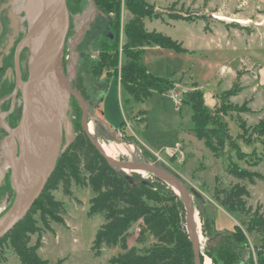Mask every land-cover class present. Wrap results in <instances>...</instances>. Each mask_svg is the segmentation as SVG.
<instances>
[{
    "label": "rangeland",
    "instance_id": "374dc122",
    "mask_svg": "<svg viewBox=\"0 0 264 264\" xmlns=\"http://www.w3.org/2000/svg\"><path fill=\"white\" fill-rule=\"evenodd\" d=\"M134 1L120 0V25L115 43L117 59L115 64H109L108 61H101L99 51L100 44L103 41L108 42L110 18L97 12L95 7L91 9L90 0H80L78 8L75 0H70L71 7L77 9L76 12L68 10L64 74L74 90L77 89L80 93L83 88L87 92V109L102 118L111 131V135H108L102 125L90 122V135L101 143L105 154L117 160L154 163L187 184L196 214L203 253L202 264L204 257L206 264H213L206 248L208 246L215 250L217 239L207 238L202 232L203 220H210L212 217L225 230L238 225L248 238L249 250L254 253L261 240L258 234L249 231V216L225 211L214 199V190L216 187L227 188L241 182L249 191L247 205L253 209L258 208L264 215V132L258 134L252 130L260 119H264V86L262 78L259 80L261 85L257 84L256 76L257 71H262L264 66V1L142 0L154 12L159 13L157 18H143L144 31H155L169 36L180 43L186 52H175L151 43L137 48L140 51L137 60L139 64L153 76L169 81V87L161 92L152 88L151 95L140 101L133 100L121 84V66L128 58L124 51L131 54L136 52L135 48L128 45L132 17L128 3ZM4 2L5 0H0V6L3 5L0 12L3 31L7 28L6 7L10 6L8 10L18 20L20 28L26 30L30 24L31 6H40V0H9V4H3ZM177 14L186 18H171V15ZM3 78V69L0 68V89ZM235 86L238 87L236 93L224 100L223 92L231 91ZM192 90L202 93L203 105L212 113L226 107L227 103L237 107L227 109L224 114L218 111L231 136L219 156H215L203 140L198 139L191 131V109L182 104L181 98ZM48 91L44 100L47 105L44 104L40 107H43L42 110H39L48 114L51 112L52 102L63 103L61 132L64 139L61 142V153L78 132L77 129L74 130L72 122L77 124V117L80 113L81 118V112L75 107L76 99L72 100L73 96L68 95L59 85H49ZM1 93L0 90V120L3 124L5 108L1 103ZM174 94L178 98L173 97ZM101 95L102 100L99 101ZM65 118L73 126L72 136H65L63 133ZM122 121L124 124L120 126ZM2 132L5 131L0 132V138L4 135ZM110 136L120 143L129 144V148L125 144L119 146L109 143L108 141H112ZM239 150L247 155H238ZM120 152L123 154H119ZM24 165L27 170L28 162ZM233 165L257 172L263 179L255 178L253 184L241 180L231 173ZM124 171L122 172L128 175H140L142 179L154 181L153 175L148 172ZM192 190L199 193L207 203L202 204L196 200ZM69 191L71 195H66L61 184L51 191L55 200L63 205V211L59 213L63 224L49 217L45 224L36 213L34 217L40 231L30 236L29 244H34L39 237L41 245L37 253L49 264H54L58 259H63L61 264H107V260L121 252V249L104 248L100 256L93 255L92 240L103 218L100 214H87L92 196L90 188L79 185L72 179ZM12 196L13 193L0 197V215ZM182 216L185 217L184 206ZM215 223L213 227L216 228ZM130 231L129 244L141 248L143 245L135 243L137 226L134 225ZM152 241L151 237H147L144 245H149ZM0 264H20L19 258L7 244L0 246Z\"/></svg>",
    "mask_w": 264,
    "mask_h": 264
},
{
    "label": "trees",
    "instance_id": "16d2710c",
    "mask_svg": "<svg viewBox=\"0 0 264 264\" xmlns=\"http://www.w3.org/2000/svg\"><path fill=\"white\" fill-rule=\"evenodd\" d=\"M92 2L97 12L110 18L108 42L103 41L100 44L99 57L102 62L108 61L109 64H115L117 59L115 43L118 40L120 25V0H92ZM75 3L78 8L80 0H75ZM66 4L70 12H76L77 8L71 7L70 0H66ZM128 10L132 15L128 45L135 48L136 52L131 54V52L124 51L128 58L121 66V84L133 100L140 101L151 95L152 88L161 92L169 87L167 86L169 81L153 76L139 64L137 60L140 51L137 48L151 43L162 48L173 49L179 53H185L186 49L169 36L155 31L148 33L144 31V17H159V13L154 12L150 5L142 0H135L134 3H128ZM171 18L184 19L186 17L177 14L171 15ZM83 90L81 88L80 93L87 100L89 95ZM237 90L238 87L235 86L233 90L223 92V96H225L223 99L226 100L228 96L234 95ZM72 100H75L74 97ZM98 100H102V95ZM181 101L191 109L192 133L198 139L203 140L215 156H219L224 149L225 142H229L231 136L226 122L222 115L218 114V111L224 114L227 109H237V107L226 102V107L212 113L204 107L203 95L198 90L183 94ZM75 107L81 112L78 103L75 104ZM77 118V124L72 122L74 126L72 127L78 132L71 138L66 149L59 153L44 189L26 216L0 238V246L7 244L19 258L20 264H49L37 253V249L41 245L39 237L34 244H29L30 236L40 231L34 215L38 213L45 224H47L48 217L62 223L59 213L63 211V205L55 200L51 191L61 184L64 193L71 195L69 187L73 179L75 183L86 185L91 190L88 216L100 214L103 218V222L96 229L92 240L91 250L94 256H100L104 248L118 247L121 252L111 256L107 260V264H193V254L182 216L183 205L180 196L154 176V181H149L142 179L140 175H128L110 166L82 131L79 122L80 113ZM123 122L120 126H123ZM263 125L264 119H260L252 130L261 134L264 132ZM127 145L126 148H129L130 145ZM239 152L238 155H247L240 150ZM231 173L252 184L255 178H262L257 172L234 165L231 167ZM3 195L0 192V197ZM248 196L249 191L241 182H236L227 188L216 187L214 190V199L225 211L249 216V231L259 235L260 246L254 253H251L248 238L245 237L238 225H233L230 230L218 231L213 227L214 217L210 220H203V234L207 238L217 239L215 250L208 246L206 248L213 264H264V215L259 212L258 208L253 209L247 205L246 197ZM13 197L2 214L10 206ZM196 200L202 204L207 203L205 199L201 200L198 197ZM199 216L201 217L200 212ZM134 225L138 230L135 243L143 245L141 248L129 244L130 230ZM147 237H151L153 241L149 245H144ZM219 238L220 241H218ZM200 258L202 261L201 255ZM62 261L63 259H58L54 264H61ZM204 264H206V258Z\"/></svg>",
    "mask_w": 264,
    "mask_h": 264
},
{
    "label": "water",
    "instance_id": "95a60500",
    "mask_svg": "<svg viewBox=\"0 0 264 264\" xmlns=\"http://www.w3.org/2000/svg\"><path fill=\"white\" fill-rule=\"evenodd\" d=\"M89 7L91 9L94 7L92 0H90ZM2 9L3 5L0 6V12ZM10 19V26L15 29L17 20L14 14L10 13ZM68 26L69 12L66 0H41L36 16L32 20V23L28 25L26 36L18 44L15 52V64L17 66L20 46H22L24 42H31V40L36 41L34 45L35 48L32 49L29 59L30 74L28 81L23 87L18 82V87L23 96V109L19 123L15 128L8 129L7 136L3 139L10 169L9 182L14 197L8 209L0 216V238L10 231L29 212L31 206L44 189L60 152L62 142L61 130H58L53 124L45 121V119L41 117V114L37 113L35 110L36 101L38 99L40 101V96L45 97L44 93L48 92V86L54 83L55 85H59L68 95H72L76 99L81 110L80 126L82 131L110 166L117 171L123 172H125L124 170L126 169L148 172L178 192V194H176L180 196L185 209V227L193 254V264H202L200 258L202 252L198 227L195 220V209L190 191L187 189V184L181 181L177 176L154 163L117 160L108 157L102 151L101 143L90 135L88 130L90 122H92V124L102 125L108 135H111V131L102 118L87 109L86 101L82 95L78 91L72 89L68 84L62 66V55ZM1 31L2 25L0 21V33ZM11 42L12 37L10 38L9 45L5 48L3 53L0 54V66L2 64L3 54L8 52ZM24 88H26L25 92ZM42 91L43 94H40ZM36 117H38V119ZM30 125L34 128L37 139L28 131ZM63 132L65 136H72V125L67 118L64 119ZM15 136L24 137V143L21 144L18 155L15 153ZM110 137L115 143H120V141L114 137ZM40 138H55L52 144L51 155H47L41 150L39 146ZM10 139H13L11 149L8 148V141ZM29 158H31L32 161H27ZM27 162L29 168L25 170L24 164ZM27 171L31 175L25 178ZM4 176V172L0 170V179L3 180V183ZM192 192L195 197L201 200L204 199L194 190H192Z\"/></svg>",
    "mask_w": 264,
    "mask_h": 264
},
{
    "label": "flooded vegetation",
    "instance_id": "af4514ba",
    "mask_svg": "<svg viewBox=\"0 0 264 264\" xmlns=\"http://www.w3.org/2000/svg\"><path fill=\"white\" fill-rule=\"evenodd\" d=\"M5 3L9 4V0H5V2L3 4H5ZM8 7H10V6H8ZM8 7H6V9H5L6 10V16H7V28H6V31L2 30L0 33V54L3 53L5 48L9 45L10 38L12 37V42L8 48V52L3 54L2 64L0 66V68L3 69V76H4L3 83H2L1 89H0L2 91V93H1L2 97L1 98H3L1 103H3L4 108H5L4 115L2 116L4 119V120L2 119L4 121V123L1 124V120H0V124H1L0 132L3 130L5 131L4 135H2L3 137L0 138V170H2L4 172V175H5L4 176V183H3V180L0 179V192H2L4 195L12 194L13 190H12L10 182H9L10 169H9V165H8V156H6V150H5L6 147L3 143V139L7 136V130L15 128L19 123V120H20V117L22 114V109H23V96H22V92H21L20 88L18 87V82L23 87L25 85V83H27V81H28V77L30 74V61H29V59L31 56V51L34 47L32 40H31V42H24L22 44V46H20L19 51H18V57H17L18 65L16 66V64H15V52H16V49L18 47V44L26 36L28 28L26 30H23L22 28H20V24H19L18 20H17V24H16L15 29L11 28V26H10V24H11L10 13L11 12L8 10ZM27 27H28V25H27ZM65 41H66V38H65ZM64 48H65V44H64ZM64 58H65V56H64V50H63L62 66L64 64V62H63ZM63 68H64V66H63ZM64 71H65V68H64ZM66 78H67V76H66ZM67 81H68L69 86L73 89L74 86L70 83L68 78H67ZM25 89L26 88H24V92H25ZM48 92L44 93L45 97L40 96V101H39V99L38 100L36 99L37 101H36L35 110L37 113L41 114L39 109L42 110L43 107L42 108H40V107L43 106V103L45 104L44 100H45ZM40 94H43V91H42V93L40 92ZM36 118L38 119V117H36ZM63 126H64V122H63ZM28 131H30V133H32V136L37 139V135L35 134L34 128L31 125H30V128L28 129ZM0 135H1V133H0ZM64 135H65V133H64ZM14 139L16 140L15 153H16V155H18L19 150H20V146L22 143H24V137L22 138L20 136H15ZM62 139H64L63 136H62ZM12 140L13 139H10L8 141V148L9 149H11V147H12V143H13ZM34 141H35V139H34ZM108 142L111 144H119V143H115L112 141H108ZM122 144H119V145H122ZM126 146H128V145L125 144V147Z\"/></svg>",
    "mask_w": 264,
    "mask_h": 264
},
{
    "label": "bare ground",
    "instance_id": "6f19581e",
    "mask_svg": "<svg viewBox=\"0 0 264 264\" xmlns=\"http://www.w3.org/2000/svg\"><path fill=\"white\" fill-rule=\"evenodd\" d=\"M40 2H41V0H40ZM38 9H39V6L38 5H34L33 4V6H31V8L29 10L30 23H32V20L36 16ZM35 44H36V41L33 42V45H35ZM33 48H35V47H33ZM52 85L54 87L56 86L54 83H52ZM43 105H44V103H43ZM51 108L52 109L49 108L51 110V112H49V113H51V114H49V113L48 114L47 113L44 114V113L41 112L42 113L41 114V117L44 116L42 118L45 119V121H48V123L53 124L58 130H61V119H62L63 103H61V102L60 103L52 102V107ZM52 144H53V139H49V138H40L39 139V146H40L41 150L45 154H47V155H51V152H52ZM102 151H103V149H102ZM104 154H105V152H104ZM105 155H107V154H105ZM107 156L108 157H111L109 155H107ZM26 173H27V175H31L28 171Z\"/></svg>",
    "mask_w": 264,
    "mask_h": 264
},
{
    "label": "crops",
    "instance_id": "0c3cea01",
    "mask_svg": "<svg viewBox=\"0 0 264 264\" xmlns=\"http://www.w3.org/2000/svg\"><path fill=\"white\" fill-rule=\"evenodd\" d=\"M255 1H258V2H262V1H264V0H255ZM143 60V59H142ZM144 65H148L147 63H144V62H142ZM256 76H257V84L258 85H261L260 84V82H259V80L262 78V86H264V66L262 67V71H257V74H256ZM1 99H3V98H1ZM2 113V112H1ZM221 210H223V209H221ZM224 211V210H223ZM215 226H216V229H218V230H220V231H222V230H225V229H223L220 225H218V224H216L215 223ZM231 229H232V227H231Z\"/></svg>",
    "mask_w": 264,
    "mask_h": 264
},
{
    "label": "built area",
    "instance_id": "2783aa9c",
    "mask_svg": "<svg viewBox=\"0 0 264 264\" xmlns=\"http://www.w3.org/2000/svg\"><path fill=\"white\" fill-rule=\"evenodd\" d=\"M173 97H176V98H178V97H177V94H174V96H173ZM117 134H118V135H120V132H118V131H117ZM202 255H203V253H202ZM204 259H205V257H204Z\"/></svg>",
    "mask_w": 264,
    "mask_h": 264
}]
</instances>
